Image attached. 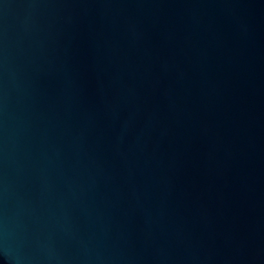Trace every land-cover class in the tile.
<instances>
[{
    "label": "water",
    "instance_id": "water-1",
    "mask_svg": "<svg viewBox=\"0 0 264 264\" xmlns=\"http://www.w3.org/2000/svg\"><path fill=\"white\" fill-rule=\"evenodd\" d=\"M0 264H264V0H0Z\"/></svg>",
    "mask_w": 264,
    "mask_h": 264
}]
</instances>
